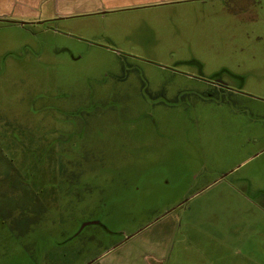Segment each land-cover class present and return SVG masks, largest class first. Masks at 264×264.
<instances>
[{"label":"rangeland","instance_id":"374dc122","mask_svg":"<svg viewBox=\"0 0 264 264\" xmlns=\"http://www.w3.org/2000/svg\"><path fill=\"white\" fill-rule=\"evenodd\" d=\"M51 3L0 18V264H264V0Z\"/></svg>","mask_w":264,"mask_h":264},{"label":"crops","instance_id":"0c3cea01","mask_svg":"<svg viewBox=\"0 0 264 264\" xmlns=\"http://www.w3.org/2000/svg\"><path fill=\"white\" fill-rule=\"evenodd\" d=\"M47 0H0V18L4 17L6 19L8 16H28L27 14L32 13L38 15L40 18H48L49 16H42L38 13V6L45 3ZM53 3L54 11L51 14L64 15L69 14L72 11H84V12H106L121 10L124 8L138 7L142 5L153 6V5H166L173 3L175 0H51ZM32 11V12H31ZM12 22V21H9ZM167 231V230H165ZM164 237L165 233L163 234ZM163 241V240H162ZM160 241L152 242V246L149 247L147 252H144L138 256L135 254H125L126 260L117 261V264H152V261L161 262L163 260V255H165V243ZM149 254V255H147ZM147 255V256H146ZM158 256H160L158 258ZM132 258V259H131ZM130 259V260H129ZM141 259V260H140ZM161 259V260H160ZM156 263V262H155ZM108 264V263H105Z\"/></svg>","mask_w":264,"mask_h":264},{"label":"water","instance_id":"95a60500","mask_svg":"<svg viewBox=\"0 0 264 264\" xmlns=\"http://www.w3.org/2000/svg\"><path fill=\"white\" fill-rule=\"evenodd\" d=\"M131 236H132V234H131L130 236H128V237H131ZM128 237H126L125 239H127ZM125 239H124V240H125ZM108 251H109V250H108Z\"/></svg>","mask_w":264,"mask_h":264}]
</instances>
